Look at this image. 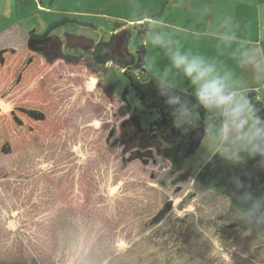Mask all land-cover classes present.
<instances>
[{
    "label": "rangeland",
    "instance_id": "obj_1",
    "mask_svg": "<svg viewBox=\"0 0 264 264\" xmlns=\"http://www.w3.org/2000/svg\"><path fill=\"white\" fill-rule=\"evenodd\" d=\"M164 6L158 19L179 46L217 57L238 86L264 79L240 68L216 38V21L230 14L245 46L264 49V0H0V50L25 49L32 31L45 34L54 25L47 56L87 59L148 129L157 113L141 106L119 66L97 64L93 51L120 24L126 33L114 54L127 56L125 42L134 58L141 48L157 55L147 43L144 13L153 18ZM158 62L168 64L162 53ZM182 92L192 95L187 81ZM258 93L264 102V89ZM77 107L84 109L68 115L52 137L0 156V264H264V246L252 247L255 236L233 219L229 200L196 183L207 163V133L174 173L151 144L120 141L134 131L135 119L122 126L128 117L116 119L106 105L101 112ZM218 207L228 210L218 214Z\"/></svg>",
    "mask_w": 264,
    "mask_h": 264
},
{
    "label": "trees",
    "instance_id": "obj_2",
    "mask_svg": "<svg viewBox=\"0 0 264 264\" xmlns=\"http://www.w3.org/2000/svg\"><path fill=\"white\" fill-rule=\"evenodd\" d=\"M164 10L165 6L153 18H161ZM122 27L117 24L115 32ZM53 28L54 25L50 26L45 34L32 31L25 49L0 50V156L41 144L52 137L65 128L68 115L75 109H84L77 106H90L95 112H101L106 105L107 109H114L116 119L128 117L122 126L136 120L134 131H126L128 139L120 138L123 144L149 143L171 164L174 173L182 171L193 142L203 133L206 136L202 125L203 110H200L187 134L175 129L171 109L165 104L166 98L158 94L152 77L144 68L142 58L146 55L145 49L141 48L134 58L124 42L122 50L127 56L114 54L116 39L126 33L123 30L113 34L108 42L98 43L93 51V60L100 65L113 63L119 66L129 79L141 106L146 111L157 113V119L148 129H143L130 107L108 92L97 69L87 59L81 57L78 62L70 61L62 52L54 59L47 56L54 39L51 35ZM181 95L193 99L189 92H182ZM256 97L257 92L249 93L250 100L261 108L260 115L264 116V104L256 101ZM78 100H83L79 101L83 104ZM96 128L101 130L100 126ZM163 143L169 147L163 148ZM234 177H239L245 189L237 191L232 183ZM195 180L204 189L227 198L231 208L237 203L236 196L244 190L251 191L255 196H264V164L260 162V157L247 158L245 162L233 165L216 156L206 163Z\"/></svg>",
    "mask_w": 264,
    "mask_h": 264
},
{
    "label": "clouds",
    "instance_id": "obj_3",
    "mask_svg": "<svg viewBox=\"0 0 264 264\" xmlns=\"http://www.w3.org/2000/svg\"><path fill=\"white\" fill-rule=\"evenodd\" d=\"M204 13L207 14V9ZM144 19L148 25L147 43L159 51L157 55L143 56V63L151 73L158 94L166 98L172 126L187 134L202 109V125L210 141L205 162L219 156L238 165L245 157H260L264 164V116L249 98V93L264 89V79H258V87L238 86L235 72L217 57L182 48L173 34L164 30V21L149 17L146 11ZM216 38L217 47L228 50L240 68L264 75V49L245 46L237 35L232 15L225 14L216 21ZM161 53L168 61L167 66H159ZM184 81L190 84L193 99L181 95ZM232 183L237 191L246 187L239 177H234ZM236 201L232 207L233 219L246 226V236L255 233L252 247L264 246V196L244 190L236 196ZM226 210L218 207L217 213L223 214Z\"/></svg>",
    "mask_w": 264,
    "mask_h": 264
},
{
    "label": "water",
    "instance_id": "obj_4",
    "mask_svg": "<svg viewBox=\"0 0 264 264\" xmlns=\"http://www.w3.org/2000/svg\"><path fill=\"white\" fill-rule=\"evenodd\" d=\"M204 133L201 135V137H197V141H194L193 142V144H192V146L189 148V150H188V153H187V157H189L190 155H193L197 150H198V148L200 147V145H201V142H202V140H203V138H204Z\"/></svg>",
    "mask_w": 264,
    "mask_h": 264
},
{
    "label": "crops",
    "instance_id": "obj_5",
    "mask_svg": "<svg viewBox=\"0 0 264 264\" xmlns=\"http://www.w3.org/2000/svg\"><path fill=\"white\" fill-rule=\"evenodd\" d=\"M121 29H123V27L122 28H120V29H118L115 33H120L121 31H123V30H121ZM250 71H252V70H250ZM253 72V71H252ZM254 73V72H253ZM259 86V85H258ZM258 86H256V87H258ZM260 102H262L263 104H264V102L261 100V96H260Z\"/></svg>",
    "mask_w": 264,
    "mask_h": 264
},
{
    "label": "built area",
    "instance_id": "obj_6",
    "mask_svg": "<svg viewBox=\"0 0 264 264\" xmlns=\"http://www.w3.org/2000/svg\"><path fill=\"white\" fill-rule=\"evenodd\" d=\"M256 101H260V95H259V93H258V92H257Z\"/></svg>",
    "mask_w": 264,
    "mask_h": 264
}]
</instances>
